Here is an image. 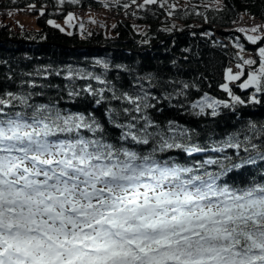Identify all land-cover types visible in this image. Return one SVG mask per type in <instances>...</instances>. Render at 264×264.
Segmentation results:
<instances>
[{
	"label": "snow or ice",
	"instance_id": "1",
	"mask_svg": "<svg viewBox=\"0 0 264 264\" xmlns=\"http://www.w3.org/2000/svg\"><path fill=\"white\" fill-rule=\"evenodd\" d=\"M157 3L143 0L138 7ZM174 8L167 6L169 16ZM72 18L69 13L67 21ZM79 27L83 38L93 35L85 34L83 22ZM238 31L252 44L264 42L256 35L264 24ZM234 46L238 71L225 68L219 85L230 100L205 93L185 105L181 98L187 100L193 85L105 59L93 62L101 74L68 68L70 84L87 81L80 90L69 87V98L84 93L104 107L106 123L119 130L115 137L92 112L63 109L59 100L33 102L43 92L0 95V264H264V121L249 119L223 139L209 135L201 143L199 131L152 114L163 113L162 102L187 106L197 117L264 105V47L253 67L257 60L242 55L239 37ZM113 67L117 77L128 75L127 89L108 79ZM245 74L238 86L254 90L247 100L230 87ZM24 84L37 87L31 79ZM229 174L242 178L229 183Z\"/></svg>",
	"mask_w": 264,
	"mask_h": 264
},
{
	"label": "trees",
	"instance_id": "2",
	"mask_svg": "<svg viewBox=\"0 0 264 264\" xmlns=\"http://www.w3.org/2000/svg\"><path fill=\"white\" fill-rule=\"evenodd\" d=\"M219 1V5H210L209 2ZM137 4L143 0H136ZM132 0H0V95L6 91L19 93L20 91L43 92L42 96H34L33 102L47 103L49 100H59V106L70 111H85L95 114L97 119L105 123L109 135L115 137L119 130L106 123L103 115L104 107L96 106L84 93L75 99L68 96L69 87L80 90L86 86L87 81L77 79L70 84L67 77V69L92 71L102 73V69L93 67L96 59L108 60L113 66L116 64L127 65L136 68L140 74L154 72L165 79L175 78L183 80L193 87L187 90V100L181 98L185 105L194 102L207 93L217 100H230V97L219 85L224 82V69L230 65H236L239 61L235 53L239 50L234 44L239 37V43L244 45V50H251L252 59L257 60L256 48H251L246 41V34L242 37L230 32L225 35L218 34L217 30H236L233 23L236 15L254 17L264 22V0H184L182 4H176L173 15L169 16L165 3L161 8L160 3L139 8V14L134 19L129 15H120L114 18L115 28L112 32H105L100 26L91 27L87 32L93 35L87 39L81 36L78 29L69 32H61L58 28L49 25L50 18H62L68 12L77 8L88 6H105L122 10L125 4ZM35 5V8H29ZM44 9V15H40V9ZM11 12V15L8 13ZM16 13H29L34 15L35 26L19 23ZM187 13V14H186ZM196 13H205L209 22ZM132 19L136 22H132ZM20 25L23 26V30ZM175 29L164 31V29ZM135 26V27H134ZM193 32L196 35H193ZM203 32H211L212 36L205 37ZM147 33V35H143ZM144 41H147L145 43ZM213 41L216 42L215 46ZM227 45V47H223ZM260 46H264V42ZM185 49H191L190 52ZM175 61V63H173ZM51 70V74L36 70ZM245 73L248 66H245ZM60 72L57 76L55 73ZM32 73V77L26 74ZM230 83L235 95L247 100L252 89H241L239 84L246 79ZM37 85L29 89L27 84L21 87L22 82L30 80ZM108 79L117 80V87L121 85L127 89L129 77L121 72L113 70L108 73ZM93 86H98L92 81ZM44 85V88L39 87ZM171 90V89H169ZM159 95V92L155 93ZM176 101L173 100V104ZM160 107L163 113L153 112L157 120L175 119L179 124L200 132V142L204 143L209 135L214 139H223L226 135L238 130L241 125L251 119L264 121V105L245 104L238 106L234 115L231 109L221 107L217 117L209 115L197 117L191 115L189 108L177 109L170 107L167 102H162ZM231 151V150H229ZM179 155L178 153H174ZM197 158H206L203 154H197ZM184 159L181 162H190ZM232 180L239 181L242 176L229 174Z\"/></svg>",
	"mask_w": 264,
	"mask_h": 264
},
{
	"label": "rangeland",
	"instance_id": "3",
	"mask_svg": "<svg viewBox=\"0 0 264 264\" xmlns=\"http://www.w3.org/2000/svg\"><path fill=\"white\" fill-rule=\"evenodd\" d=\"M183 1L184 0H166V2H170L172 5L182 4ZM219 3H220L219 1L209 2L210 5H219ZM69 13H71L72 17H73L71 19V21H67ZM15 17L18 19L19 23H21V24H27V25H30V26H35L36 25L34 15H32V14H29V13H26V14L25 13H23V14L16 13ZM244 18H247L248 20L246 22H241L240 23L241 28L250 29L252 27V26H248V25H250V17L246 16ZM244 18H242L241 20H243ZM50 19L54 20L57 24H59L62 28H64L65 32H71L75 28L78 29L81 32V29L79 27V24L81 22L84 23V30H88L91 27H93L96 24V22H97L96 25H99L100 28H102L105 32L111 33L112 32V26L114 24V18H110L108 16H105V17L99 16L98 17V15L96 17L94 12H88L86 15H84L83 13L80 14V13H76L74 11H70L64 17H62L60 19H58V18H50ZM90 20H94L95 23H90L89 22ZM254 24H264V22L261 23L257 19H251V25H254ZM252 34L253 33H251V32L247 33V35H252ZM263 34L264 33H259V32L256 33V35H261V36ZM259 47H264V46H258L256 48V52L257 53H258V48ZM242 55H244L245 57L253 58V54L252 53L250 54V52H248V51L243 52ZM229 67H232V66L230 65ZM235 71H238V70H233V72H235ZM201 97H199L198 99H200Z\"/></svg>",
	"mask_w": 264,
	"mask_h": 264
},
{
	"label": "water",
	"instance_id": "4",
	"mask_svg": "<svg viewBox=\"0 0 264 264\" xmlns=\"http://www.w3.org/2000/svg\"><path fill=\"white\" fill-rule=\"evenodd\" d=\"M216 32H217L218 34H221V35H225V34H228V33H230V32H234V33L237 34L238 36H241V37H242V33L239 32L238 30H217ZM262 39H264V34L262 35ZM243 41L246 42L247 44H249V46H250L251 48H255V47L259 46V45L262 43V41H257L256 44L248 43V42L244 39V37H243Z\"/></svg>",
	"mask_w": 264,
	"mask_h": 264
},
{
	"label": "built area",
	"instance_id": "5",
	"mask_svg": "<svg viewBox=\"0 0 264 264\" xmlns=\"http://www.w3.org/2000/svg\"><path fill=\"white\" fill-rule=\"evenodd\" d=\"M129 11H131L132 13H137V9L135 7V5H131L129 8H128ZM248 19L247 18H244L243 20H241L239 17L236 18V21L237 23H241V22H246ZM244 24V23H243Z\"/></svg>",
	"mask_w": 264,
	"mask_h": 264
},
{
	"label": "crops",
	"instance_id": "6",
	"mask_svg": "<svg viewBox=\"0 0 264 264\" xmlns=\"http://www.w3.org/2000/svg\"><path fill=\"white\" fill-rule=\"evenodd\" d=\"M96 24H97V22H96Z\"/></svg>",
	"mask_w": 264,
	"mask_h": 264
}]
</instances>
